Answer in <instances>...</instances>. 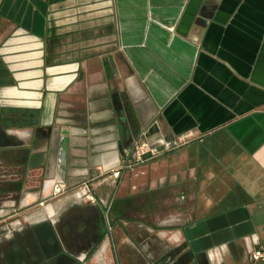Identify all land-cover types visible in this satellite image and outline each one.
<instances>
[{
	"label": "crops",
	"instance_id": "0c3cea01",
	"mask_svg": "<svg viewBox=\"0 0 264 264\" xmlns=\"http://www.w3.org/2000/svg\"><path fill=\"white\" fill-rule=\"evenodd\" d=\"M86 205L130 263L264 264V0H0V264Z\"/></svg>",
	"mask_w": 264,
	"mask_h": 264
},
{
	"label": "flooded vegetation",
	"instance_id": "af4514ba",
	"mask_svg": "<svg viewBox=\"0 0 264 264\" xmlns=\"http://www.w3.org/2000/svg\"><path fill=\"white\" fill-rule=\"evenodd\" d=\"M7 191L8 194L15 196L18 192L16 184H11ZM99 211L98 207L89 205L66 211L58 219L47 243L35 237L29 223L19 222L20 226L15 230V239L19 242L21 257L26 258V264H149L139 256L134 258L133 263L129 260L132 258H117L114 239L109 235L110 227L103 228L102 223H105V220L99 216ZM16 215H18L16 212L12 213L9 218ZM63 220L67 222L64 229ZM124 229L128 230L125 227ZM105 235L108 240L106 250L113 258H96ZM147 241V243L151 242V240ZM152 249L156 254L160 251L159 245ZM129 251L134 253L131 247ZM153 260L154 264H176L170 255Z\"/></svg>",
	"mask_w": 264,
	"mask_h": 264
},
{
	"label": "rangeland",
	"instance_id": "374dc122",
	"mask_svg": "<svg viewBox=\"0 0 264 264\" xmlns=\"http://www.w3.org/2000/svg\"><path fill=\"white\" fill-rule=\"evenodd\" d=\"M128 172L130 174L132 178V180L130 179V184L128 185H132L134 184V188L135 191H137L138 193H136V195H140V192H143V190H145L147 184L144 183L143 181V171H142V164L140 163L139 165H136L135 163L131 162V165L128 167ZM128 174V175H129ZM146 185V186H145ZM82 190H85V194L82 193ZM66 191L65 187L63 190L59 191V192H52L51 195L49 196V198L47 199V202H50L51 200L55 199L56 197L60 196L62 193H64ZM77 191L80 192V197L86 198L87 195L89 194L90 190L88 189V187L85 184H81L79 186H77ZM157 196L159 195V193L156 194ZM158 204V203H157ZM32 216H34L33 214H30ZM140 215V213L135 212V216L136 218H139L138 216ZM172 217H175L174 215ZM112 216L109 215L108 219L111 220ZM151 232H149L150 234ZM157 233V234H156ZM142 235V234H141ZM162 235V234H161ZM159 233L157 231L151 233L150 235V239L151 240H155L157 242H159L160 238L158 237ZM178 237V232L173 230L171 232V234L168 236V239L170 240L171 243H175L176 242V238Z\"/></svg>",
	"mask_w": 264,
	"mask_h": 264
},
{
	"label": "built area",
	"instance_id": "2783aa9c",
	"mask_svg": "<svg viewBox=\"0 0 264 264\" xmlns=\"http://www.w3.org/2000/svg\"><path fill=\"white\" fill-rule=\"evenodd\" d=\"M64 189V184L62 182H56L53 185L52 192H59ZM79 194L80 192L77 191ZM82 193L85 194V190H82ZM251 260H264V249L258 248L251 252L250 254Z\"/></svg>",
	"mask_w": 264,
	"mask_h": 264
}]
</instances>
